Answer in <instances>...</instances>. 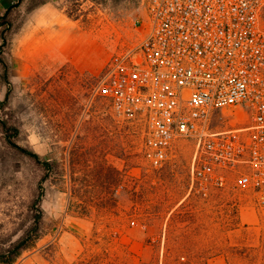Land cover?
Returning a JSON list of instances; mask_svg holds the SVG:
<instances>
[{"label": "rangeland", "instance_id": "374dc122", "mask_svg": "<svg viewBox=\"0 0 264 264\" xmlns=\"http://www.w3.org/2000/svg\"><path fill=\"white\" fill-rule=\"evenodd\" d=\"M12 4L2 26L12 88L0 118L19 127L17 144L52 162L40 165L0 127V249L33 224L44 188L42 236L14 264H264V206L251 193L201 196L191 187L193 140L179 139L157 166L144 120L92 99L111 55L136 41L144 0H0V15ZM24 38L42 46L30 82ZM8 88L3 82L1 97Z\"/></svg>", "mask_w": 264, "mask_h": 264}, {"label": "built area", "instance_id": "2783aa9c", "mask_svg": "<svg viewBox=\"0 0 264 264\" xmlns=\"http://www.w3.org/2000/svg\"><path fill=\"white\" fill-rule=\"evenodd\" d=\"M144 3L136 41L111 55L92 99L144 120L157 166L179 139L193 140L201 196L231 189L264 206V0Z\"/></svg>", "mask_w": 264, "mask_h": 264}, {"label": "trees", "instance_id": "16d2710c", "mask_svg": "<svg viewBox=\"0 0 264 264\" xmlns=\"http://www.w3.org/2000/svg\"><path fill=\"white\" fill-rule=\"evenodd\" d=\"M14 6L12 4L3 14L0 15V26H4L5 24L10 25L9 15L11 8ZM2 44L0 46V64L2 66V77L6 84L9 86L8 91L6 93L5 98L1 101V107L5 108L8 105V101L11 94V79H10V67L9 64L6 62L2 50L7 45V34L6 31L3 29L2 31ZM0 127L2 132L5 135V138L7 139L8 143L12 144L16 148L22 149L27 152L28 155H30L34 160H36L40 165H43L46 169H50L52 167V162L50 159H45L40 153L34 151V150H27L22 148L17 142L15 141V138L20 133V129L15 124H12L9 122V120L6 118H0ZM44 200V188L43 185H41L39 194L33 199L32 201V208L34 210V221L33 224L28 227L27 229H23L21 235L16 240H11L9 246L5 248V246H2L0 249V264H14L16 261L21 257L23 252L33 246L36 245L37 240L42 236L41 233V222L44 218V208L42 207V203ZM185 205V204H184ZM173 212L171 214V218H174L178 213ZM191 213V212H189ZM188 215H193L189 214ZM186 214L182 215L183 217ZM189 252H191V249H189ZM193 251V249H192ZM181 259H184L182 257H178L176 260V264H197L193 259H190L188 261H183ZM163 264H170L168 261V258Z\"/></svg>", "mask_w": 264, "mask_h": 264}, {"label": "crops", "instance_id": "0c3cea01", "mask_svg": "<svg viewBox=\"0 0 264 264\" xmlns=\"http://www.w3.org/2000/svg\"><path fill=\"white\" fill-rule=\"evenodd\" d=\"M6 1V0H5ZM2 31H3V28L2 26H0V46L2 44ZM36 40L35 39H25L24 38V47H28V51H25L23 52V58H24V72H26V76H24V79L27 78V75H28V80L30 82V79L32 77V75H36V71H39L41 72L40 70H42V65L41 63H37L35 61V56H39L41 55V51H42V46L41 44H38L36 45ZM41 42V40H39ZM28 42V43H27ZM57 43V40L56 39H51L50 42H49V47H51V51H53L54 54H52V56H54V64L55 61H56V44ZM3 82L4 79L2 77V66H0V101H2L4 98L1 97V89H2V86H3ZM6 83V82H5ZM7 93V92H6Z\"/></svg>", "mask_w": 264, "mask_h": 264}]
</instances>
